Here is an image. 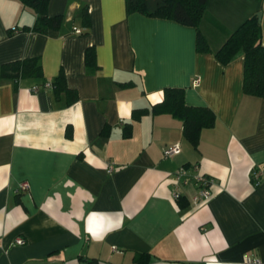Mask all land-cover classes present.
<instances>
[{
    "label": "crops",
    "instance_id": "obj_1",
    "mask_svg": "<svg viewBox=\"0 0 264 264\" xmlns=\"http://www.w3.org/2000/svg\"><path fill=\"white\" fill-rule=\"evenodd\" d=\"M257 13L264 45V0H208L204 54L194 28L127 15L125 0H49L48 16L63 22L45 35L22 31L35 22L31 9L0 0V69L37 58L43 74L0 79V264L264 263V99L242 93V54L226 66L214 56ZM91 47L93 72L85 64ZM61 72L77 96L71 104L53 91ZM169 87L215 114L197 150L170 115L132 120ZM174 145L179 153L165 158ZM183 167L189 182L175 184ZM194 167L213 180L198 206ZM23 182L29 190L18 193Z\"/></svg>",
    "mask_w": 264,
    "mask_h": 264
},
{
    "label": "trees",
    "instance_id": "obj_2",
    "mask_svg": "<svg viewBox=\"0 0 264 264\" xmlns=\"http://www.w3.org/2000/svg\"><path fill=\"white\" fill-rule=\"evenodd\" d=\"M23 7L29 8L35 15L31 27L22 31L45 35L49 31L60 29L63 16L50 17L47 14L49 0H18ZM208 0H125L127 15L140 14L147 18L163 19L175 22L196 30L195 49L197 53H210L211 49L200 31L201 22L206 13ZM82 24L88 28L89 18L86 9L82 10ZM263 29L256 16L245 20L235 31L231 32L219 50L214 53L216 60L223 66L231 63L239 54L243 55L242 93L245 96L264 99V45L262 44ZM85 64L91 72L97 70L95 49L85 51ZM0 79L13 81L34 79L43 80L41 66L37 58L23 59L4 64L0 69ZM55 97L65 94L67 104L77 100L76 93L67 88L63 73L55 78L53 84ZM123 87L129 84H123ZM184 89L165 88L163 100L150 110L132 112V120L138 121L142 116L151 114L170 115L182 123V135L194 150L198 149L201 131L211 129L215 125V114L206 107H192L185 103ZM131 125L123 128V138L131 136ZM67 138L71 130H66Z\"/></svg>",
    "mask_w": 264,
    "mask_h": 264
},
{
    "label": "built area",
    "instance_id": "obj_3",
    "mask_svg": "<svg viewBox=\"0 0 264 264\" xmlns=\"http://www.w3.org/2000/svg\"><path fill=\"white\" fill-rule=\"evenodd\" d=\"M12 31L15 32V29H12ZM76 34H80V31H75ZM198 81H194L193 85H196ZM45 87H50V84H45ZM38 88L37 87H32L30 89L31 92H37ZM180 151V148L178 145H174L171 147H168L167 149L164 150L163 155L165 158H170L176 154H178ZM196 168L194 167L192 170H195ZM197 172V170H195ZM187 168L183 167L175 171L173 175V181L175 184H178L180 181H183L184 184H187L189 182L187 178ZM185 178V179H184ZM251 179L254 185L258 184L259 180V174L252 172L251 174ZM192 181L194 185L197 188V193L196 195L192 198V204L193 206H198L201 203L207 202L211 198V187L213 185V180L210 177H207L205 175H202L201 173H196L192 176ZM29 190V184L27 182L20 183L18 186L17 192H26ZM179 197V194L177 192L173 193V199L177 200ZM16 244L18 245H24L25 242L22 239H17ZM247 264H264L258 259H253V260H246Z\"/></svg>",
    "mask_w": 264,
    "mask_h": 264
},
{
    "label": "water",
    "instance_id": "obj_4",
    "mask_svg": "<svg viewBox=\"0 0 264 264\" xmlns=\"http://www.w3.org/2000/svg\"><path fill=\"white\" fill-rule=\"evenodd\" d=\"M256 18H257L258 23H260V20H261V14H260V13H257Z\"/></svg>",
    "mask_w": 264,
    "mask_h": 264
}]
</instances>
